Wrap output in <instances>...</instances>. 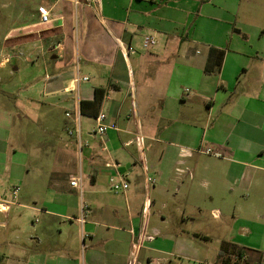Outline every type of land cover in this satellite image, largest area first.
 Listing matches in <instances>:
<instances>
[{
    "label": "crops",
    "instance_id": "0c3cea01",
    "mask_svg": "<svg viewBox=\"0 0 264 264\" xmlns=\"http://www.w3.org/2000/svg\"><path fill=\"white\" fill-rule=\"evenodd\" d=\"M0 18L9 25L2 51L43 49L54 73L45 96L57 95L51 99L74 130L80 103L103 91L79 117L81 149L74 130L69 146L53 138V179L42 183L43 196L29 199L33 206L20 203L17 187L12 198L0 197L8 202L0 227L6 218L22 224L27 211L39 216L32 230H4L0 264H172L159 241L181 239L166 226L148 230L156 204L183 202L174 206L183 224L193 205L202 212L200 203L216 198L233 205L235 220H264V12L255 4L0 0ZM146 37L154 44L144 47ZM77 75L88 80L74 85ZM100 112L110 126L101 137L91 117ZM7 143L0 137V172L23 183V159L14 149L4 153ZM75 147L77 174L85 175L79 196L69 185L76 176L67 172ZM206 148L217 156L202 153ZM115 174L129 184L126 192L111 190ZM237 249L258 253L263 263L259 250L235 241L222 243L221 258Z\"/></svg>",
    "mask_w": 264,
    "mask_h": 264
},
{
    "label": "rangeland",
    "instance_id": "374dc122",
    "mask_svg": "<svg viewBox=\"0 0 264 264\" xmlns=\"http://www.w3.org/2000/svg\"><path fill=\"white\" fill-rule=\"evenodd\" d=\"M241 2L243 8L252 3L259 11L264 12V0H241ZM8 28L7 21L0 18V50ZM15 53L16 56H11ZM7 55L11 61L4 67L0 66V137L6 136L9 141L4 153L12 154L14 149L16 158L20 161L23 159L20 163L23 167L17 168L20 169L18 172L24 171L26 174L23 177V183H20L9 178L4 172H0V197L12 198L11 192L17 187L20 203H29L33 206V203L28 200L33 196L37 198L43 196L42 183L53 179L50 176L54 163L53 154L50 151L53 138L62 145L69 146L74 134L69 135L67 130H74V126L65 123L64 109L52 101L51 98L57 95L45 96L49 92L46 84L50 78L52 79L54 73L52 65L45 63L43 49H37L35 44H29L21 46L16 52L1 50L0 62L4 61ZM211 150L213 152V148ZM74 153L66 157L70 163L67 172H72L77 177L81 175L77 174V169L78 161L82 157L76 147ZM17 168L14 169L17 170ZM81 177L85 179V175ZM77 194L79 196V191ZM182 203L181 201L177 204L166 203L165 208H162L161 204H156L150 211L152 215L149 218L148 230L152 227L162 229L166 226L167 232L181 239L180 243L177 240L159 241L158 246L161 249L172 252V255L164 256L170 259L172 264H223L224 257L221 258L220 255L222 243L231 241L241 243L246 248L253 247L259 250L263 254L262 264H264L263 219L240 217L235 220L232 216L233 205L216 198L201 202L202 212H199L192 204L193 206L185 216V219L188 218L185 221L186 224H183L181 213L174 211V206L181 207ZM17 211L22 213L23 209L16 208ZM162 214L165 222L161 220ZM12 215L14 216L15 213ZM23 216L20 225L14 223V219H4L6 226L0 227V237L4 234V230H32V222L39 216L28 211ZM221 221L224 223L221 224ZM223 225H228L229 230H221ZM2 249L3 246L0 245V251ZM159 256L163 257V255ZM154 257L156 254H150L151 260ZM228 257L229 264L235 262L245 264L244 261L241 263L235 258V255L228 254L226 258ZM246 257L247 260L257 261L259 254L250 252Z\"/></svg>",
    "mask_w": 264,
    "mask_h": 264
},
{
    "label": "built area",
    "instance_id": "2783aa9c",
    "mask_svg": "<svg viewBox=\"0 0 264 264\" xmlns=\"http://www.w3.org/2000/svg\"><path fill=\"white\" fill-rule=\"evenodd\" d=\"M40 20L43 23H46L49 21V13L46 10H41L40 12ZM154 44V39L152 37H146L144 39V47H148L150 45ZM6 62H8V59H5ZM88 78L87 77H80V76H76L73 79V84L77 85L79 84V82L81 81H87ZM187 91V90H186ZM67 116H69V114H67ZM81 116L80 111L77 112V116H76V121H75V134L77 136V142L79 144V148L81 149L82 145L84 144L81 141L80 135V122H79V117ZM94 121H95V129L93 131L94 135L97 136H103L107 129L110 128V126L108 124L105 123L106 120V115L102 112L98 113L97 116L93 117ZM113 127V126H111ZM69 135H73V132L70 130H67ZM204 154H212L217 156L216 153L212 152V150L210 148H206L203 149L201 151ZM149 181L151 180L150 178L148 179ZM109 184H110V188L114 193H124L128 190L129 188V184L127 183V181L125 180V178L122 175L119 174H115L113 176L109 177ZM69 185L74 188L77 189L80 193L82 192V177L81 175L77 176V177H71L69 179ZM18 189L15 188V190L13 191V194L15 195L17 193ZM3 204H8V202L6 200H2L0 203V211L4 210ZM82 222V220H81Z\"/></svg>",
    "mask_w": 264,
    "mask_h": 264
},
{
    "label": "trees",
    "instance_id": "16d2710c",
    "mask_svg": "<svg viewBox=\"0 0 264 264\" xmlns=\"http://www.w3.org/2000/svg\"><path fill=\"white\" fill-rule=\"evenodd\" d=\"M213 50L211 49L210 52H212ZM221 57H222V53L221 52H218V65H220V62H221ZM208 69V67H207ZM103 94V91L101 89H96L95 90V99L91 102V103H88V102H81L80 103V114L81 115H86L84 114V106H95L96 103L99 102V100L101 99V96ZM98 113L96 114H93L91 117H95L97 116ZM234 255H236V258L241 260L242 258H246V263H248L250 260H247V251L246 250H243V249H237L234 251ZM249 259V257H248ZM229 258H223V264H229ZM261 262V256L259 255V258L257 261H250L251 264H260Z\"/></svg>",
    "mask_w": 264,
    "mask_h": 264
}]
</instances>
